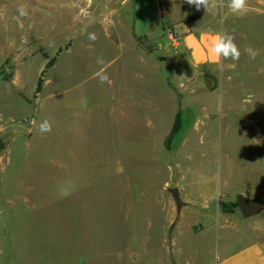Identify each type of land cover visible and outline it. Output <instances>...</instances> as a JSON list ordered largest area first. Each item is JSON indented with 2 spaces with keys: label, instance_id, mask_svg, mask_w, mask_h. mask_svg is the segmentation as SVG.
<instances>
[{
  "label": "rangeland",
  "instance_id": "obj_1",
  "mask_svg": "<svg viewBox=\"0 0 264 264\" xmlns=\"http://www.w3.org/2000/svg\"><path fill=\"white\" fill-rule=\"evenodd\" d=\"M228 3L193 23L241 51L209 91L176 42L186 0H0V264H224L264 242V210L233 207L264 202V0Z\"/></svg>",
  "mask_w": 264,
  "mask_h": 264
},
{
  "label": "crops",
  "instance_id": "obj_2",
  "mask_svg": "<svg viewBox=\"0 0 264 264\" xmlns=\"http://www.w3.org/2000/svg\"><path fill=\"white\" fill-rule=\"evenodd\" d=\"M119 1L122 0H116V2ZM193 23L194 22H187V24H181L177 27V32L180 34L179 40L176 41L177 45L182 49V51L187 57V68L191 69L190 73L203 74L204 78L207 75L215 76L216 72L220 70V65L222 61L216 62L210 57H208L207 49L209 47V43L213 35L217 33L223 34L222 28H220L218 20H212L207 24L198 26L196 29L193 28ZM148 35L138 36L134 34L136 44L137 39L139 37H146ZM137 48H139L138 45ZM139 49H141L142 52L146 55V57H148L147 61H150V63L155 66L157 70H159V67H165L166 69L165 62H160L159 60L157 61V57L151 54H147V52L143 48ZM149 56H152L153 59L150 60ZM155 88L157 90V86H155ZM262 251H264V242H256L252 248H247L244 253L238 255L236 258L226 259L224 264H258L260 262L262 263L264 261V254L262 253Z\"/></svg>",
  "mask_w": 264,
  "mask_h": 264
},
{
  "label": "clouds",
  "instance_id": "obj_3",
  "mask_svg": "<svg viewBox=\"0 0 264 264\" xmlns=\"http://www.w3.org/2000/svg\"><path fill=\"white\" fill-rule=\"evenodd\" d=\"M189 5L195 6L197 10L203 8L205 11L209 9H217L220 0H186ZM227 7L230 9L232 14L243 16L248 13L249 6L248 0H229ZM20 16H26L28 14L25 6H20L18 9ZM88 39L95 41L97 39L95 33H89ZM245 52L251 60H255L258 55L257 51L251 47L245 49ZM207 56L216 62L231 59L238 61L241 56L239 46L235 43V39L231 34L228 33H217L213 35L209 47L207 49ZM97 63H103L102 59L98 58ZM100 82L111 84L109 76L104 73L100 74ZM30 124L34 127H38L41 133H49L52 130V124L49 120L45 119L37 125L35 120L30 121Z\"/></svg>",
  "mask_w": 264,
  "mask_h": 264
},
{
  "label": "water",
  "instance_id": "obj_4",
  "mask_svg": "<svg viewBox=\"0 0 264 264\" xmlns=\"http://www.w3.org/2000/svg\"><path fill=\"white\" fill-rule=\"evenodd\" d=\"M202 14H203V8L197 10L195 6L191 5L187 20L190 23L194 22L195 20L200 18ZM205 82L207 89L209 91H214L217 88L218 80L215 76L212 75L205 76ZM169 191L176 202L178 213H180L183 207L180 191L178 188H171ZM237 202L239 205V210L242 216L245 218H250L264 210V202L258 199H252L244 195H238Z\"/></svg>",
  "mask_w": 264,
  "mask_h": 264
},
{
  "label": "trees",
  "instance_id": "obj_5",
  "mask_svg": "<svg viewBox=\"0 0 264 264\" xmlns=\"http://www.w3.org/2000/svg\"><path fill=\"white\" fill-rule=\"evenodd\" d=\"M158 3H159L160 10H162L161 0H158ZM144 40H146V37H139L137 39L139 46L141 48H143L147 53L152 54L153 52H152L151 48L149 47V45L144 44ZM61 53H62V50H60L59 53L48 63L45 71L42 73V76H41L39 83H38V86H37V94L41 93V91H42V87H43V83H44V77H45L46 72L55 66V64L57 63V60H58ZM182 127H183V114L181 112H179L177 115L175 127H174V129H173V131L169 137V141L179 134ZM221 206H222V209L224 212L232 213V211L230 209H228L225 204H221ZM233 207L239 208L238 202L233 204Z\"/></svg>",
  "mask_w": 264,
  "mask_h": 264
},
{
  "label": "flooded vegetation",
  "instance_id": "obj_6",
  "mask_svg": "<svg viewBox=\"0 0 264 264\" xmlns=\"http://www.w3.org/2000/svg\"><path fill=\"white\" fill-rule=\"evenodd\" d=\"M190 8H191V6H190Z\"/></svg>",
  "mask_w": 264,
  "mask_h": 264
}]
</instances>
